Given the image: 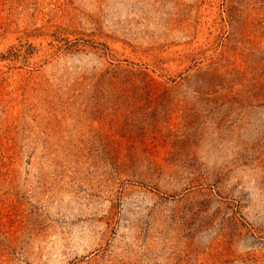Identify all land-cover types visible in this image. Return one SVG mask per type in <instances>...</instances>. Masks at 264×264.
Here are the masks:
<instances>
[{"label":"rangeland","instance_id":"rangeland-1","mask_svg":"<svg viewBox=\"0 0 264 264\" xmlns=\"http://www.w3.org/2000/svg\"><path fill=\"white\" fill-rule=\"evenodd\" d=\"M0 264H264V0H0Z\"/></svg>","mask_w":264,"mask_h":264}]
</instances>
